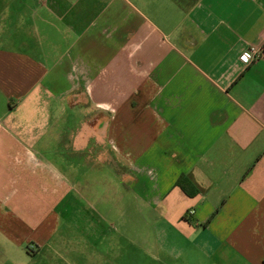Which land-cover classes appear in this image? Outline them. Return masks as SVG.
Returning a JSON list of instances; mask_svg holds the SVG:
<instances>
[{
    "label": "crops",
    "instance_id": "1",
    "mask_svg": "<svg viewBox=\"0 0 264 264\" xmlns=\"http://www.w3.org/2000/svg\"><path fill=\"white\" fill-rule=\"evenodd\" d=\"M0 264H264V0H0Z\"/></svg>",
    "mask_w": 264,
    "mask_h": 264
},
{
    "label": "built area",
    "instance_id": "2",
    "mask_svg": "<svg viewBox=\"0 0 264 264\" xmlns=\"http://www.w3.org/2000/svg\"><path fill=\"white\" fill-rule=\"evenodd\" d=\"M259 56V49L257 47H250L244 54L240 56L241 61L250 63Z\"/></svg>",
    "mask_w": 264,
    "mask_h": 264
},
{
    "label": "trees",
    "instance_id": "3",
    "mask_svg": "<svg viewBox=\"0 0 264 264\" xmlns=\"http://www.w3.org/2000/svg\"><path fill=\"white\" fill-rule=\"evenodd\" d=\"M177 184H179L185 191H188L187 189H186V187L185 186H183V184H182V182H181V179L179 178L178 180H177Z\"/></svg>",
    "mask_w": 264,
    "mask_h": 264
}]
</instances>
